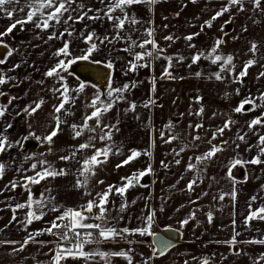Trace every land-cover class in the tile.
I'll use <instances>...</instances> for the list:
<instances>
[{"label":"crops","instance_id":"1","mask_svg":"<svg viewBox=\"0 0 264 264\" xmlns=\"http://www.w3.org/2000/svg\"><path fill=\"white\" fill-rule=\"evenodd\" d=\"M78 2H83L90 7L100 6L97 0H78ZM199 2L201 1L196 0L195 3L197 5L206 4ZM180 3H183V1L167 0L166 3H160L155 6L156 10L153 15L156 18V22L159 23V26L154 29V36L152 38L165 51L160 54V59L151 61L153 74L151 71V79L149 82L146 80V84L142 83L140 77L136 81L127 75L126 77L113 76L115 67L109 69L112 81L111 87L116 82H129L131 80L139 84L134 93H130L129 91L125 92L124 99L116 102L113 109L102 117V124H117L119 128V131L113 132L111 141H101L99 139V129L96 133L85 131L81 137L72 139L74 133L69 127L73 123L77 125L82 124L84 115L92 111L91 108L86 107V104L90 103L98 92L106 93L109 89V84L107 90L101 92L97 86L90 83H83L73 74L68 75V77L62 75L64 80L61 83H66L70 89L75 90L81 83L85 87L82 92H72V95L76 97L75 103L74 105H66L72 114L62 117L67 123L62 125L63 131L54 138L55 142L51 146L52 151H48L49 146L47 144H41L36 139L30 138L29 141H32L30 145L35 146L34 151L28 154L32 159L25 160L26 156L21 154L22 148L20 146L13 147L14 153L10 149L8 152L0 155V162L6 165L3 178L0 179V241L17 242L14 245L0 244V264H51L53 253L49 249L55 248L58 243H63L58 240L57 236L44 234L37 237L38 241L51 242L45 246L30 242L23 251L13 252V248H19L30 233L49 227L50 222L65 209L79 208L86 204L89 199L95 197L96 193L103 192L108 185L121 186L124 183L121 177L132 176L139 170L147 168L149 163L153 170L152 174L146 175L150 177L149 181L147 178L144 182L142 179L140 181V184L146 186L141 187L137 185L130 188L124 198L120 196L111 197L114 200V204L108 205L111 210V215H120L123 217L115 226L130 229L141 227L144 217L154 210L155 222L152 227L153 232L168 228L169 226L172 229H180L179 222L187 219L190 213L195 212V219L190 220L183 229H180L183 236L175 243L176 246L171 248L165 256L153 258L149 261V264H185V261L188 264H202L205 258H207L208 264H253V259L259 257L261 253H264V245L239 243L230 248L227 244L223 243L224 241L230 240L233 235V219L236 221L235 231L241 233L237 237V240L246 241L264 237V221L253 220L250 222L248 228L244 226V218L249 212L250 198L257 196V200L252 203L253 210L264 205V187H262L264 186V164L247 165L245 168L237 166L233 170L236 180L243 181L245 172H247V182L237 183L236 187L238 192L235 201L230 196H226L223 201L218 199L220 194L231 193L232 191V181L226 175V165H228L229 161L235 158L237 154H239V158L242 160H249L257 155L255 148L251 152L246 151L247 145H255L258 139V135L249 132L246 125L248 121L260 116L264 112V101L259 99L260 95L264 93V77L257 79L258 74L264 71V12L254 9L251 0H244L243 7L245 11H238L237 8L231 7L230 12L218 17L212 22L211 27L205 26L203 28L202 32L204 35L202 38L199 39V34L191 42H188L184 37L193 33H199L201 26L204 25L205 21L209 20L206 18L205 13L210 14V17H212L223 6L228 5V0H214V3L210 2V7L206 6L207 11H201V7L199 6L196 11H191L190 13H187V11L184 13L182 5H179ZM14 7L16 6H8L9 10H12ZM138 7L139 5L135 6V11L139 18L140 12L137 11ZM176 12H180L178 18H185L186 15L193 13V16L198 21H195V24L189 26L185 22H179L177 24L181 26H176ZM201 12H205L202 19L200 17ZM24 15L25 13L17 11L14 13V19L22 18ZM228 20L232 21V24L226 27L225 22ZM149 21L150 19L147 18V22L145 20L146 25L135 26L139 31L130 33L133 40L139 42L145 38L144 29L147 28ZM91 22L86 21L89 26L87 30H89ZM8 25L6 24L4 28L6 29ZM164 25H167V27H164ZM222 26L224 28L223 32L221 31ZM74 27L77 29V35H79L80 31L85 30L83 23L76 24ZM109 27V24L105 22L103 27H95V29L98 31L97 34H105L106 32L110 34ZM245 27L247 31L244 30ZM52 31L53 29H51ZM59 31H63L62 26L59 27ZM169 35L175 38L174 41L164 39V37ZM65 39L70 38L65 37ZM217 39L224 41L218 54L223 56L231 54L233 56V64L235 65V69L231 73L223 74L225 79L222 81H217L212 76L213 73L219 71V67L213 65L210 59L202 58L197 64H193L191 68L188 67L191 64L192 55L198 52L207 54ZM253 42L257 44L255 53L250 51ZM189 43L195 45V47L189 48ZM52 44L57 47L55 50L63 47V43L60 40H52L50 46H53ZM73 44L75 42L72 41L70 48L73 56H77L75 52H79L81 49L85 50V46H87L82 43L80 45L81 48H77ZM126 44L127 42H117L114 46H116V56L118 59L122 61L127 60L126 63L129 65L128 62L133 57L129 53L120 50ZM147 47L151 49V45ZM101 49H110L111 54L109 53V55L114 56L115 54V51L109 45L101 46ZM19 50L21 49L19 48ZM134 51L142 50L135 48ZM95 55L103 57V59L111 58L99 54ZM178 55L185 57L183 63H176L175 58ZM165 56L173 57V67L169 71L175 77L174 79L161 78L164 73V68L168 64V61L164 59ZM249 59L255 60L256 63L248 69V74L243 78L242 83L234 82L233 77L242 70L243 65ZM87 62L95 64L90 60ZM97 65L104 66L103 64ZM0 68L6 69L7 66L0 65ZM208 68L210 69L208 70ZM145 70L148 71L147 69ZM196 72H200L202 75L197 77L195 75ZM155 73L156 76H154ZM210 76H212L211 79H209ZM131 77L134 76L131 75ZM204 77L207 79L204 80ZM153 78H155L154 92L152 91ZM180 80L182 81L183 87L177 86V89L175 83ZM51 81L55 83L54 86H43V90H47L51 94L49 101L44 100V98H38L37 82L26 81L27 92L26 94L24 93V97L20 94V85L13 87L9 83V86L6 84L0 87V90L7 93L6 97L3 96L6 103L4 101L1 102L2 97H0V104H7L11 96L22 97V99L20 97L13 102V105L9 106L8 114L4 117V121L13 124V128L9 129L8 132V136L13 142L21 140L22 137L27 135L26 133L29 130L37 136L43 137L55 126L50 114L53 113V106L59 103V94H54L51 89L60 87L61 83L57 84V81H60L59 79H51ZM16 83L19 84V82ZM29 84L31 85L29 86ZM163 88L166 90H162ZM237 89H239V94H237ZM165 92L168 93L166 94ZM174 92L178 93L176 97L179 99L183 97L196 98L195 104L193 106L189 105L188 108L171 109L167 112H165V109L161 111L160 109L164 108L165 104L170 102L169 100H171V95ZM35 93L36 96L34 95ZM197 97L200 98L199 102H197ZM245 98H256L255 102L260 106L254 111L245 112V114L235 113L233 109ZM40 99H43L44 103L34 116L29 117L23 112L19 116L16 115V112L25 106H34V102H39ZM101 99L106 100L107 98L102 95ZM150 100L155 101V103L145 107L144 105ZM205 100L206 103H204ZM131 104L136 105L135 110L126 112L125 109H128ZM249 106L246 109L252 107V105ZM201 108L204 110L203 113L200 116L195 115ZM229 119L235 121V123L231 125L229 130H225L222 137H218L217 140L212 141L213 144L217 145H221L222 141H228L227 145H222L225 150L218 153L214 160L206 162L207 166L199 174L197 185L194 191L191 192L192 196L188 197V191L185 190L186 185L189 181L197 177L200 169L198 165L196 170L186 171V167L190 162L189 157L199 156L207 152L211 145L207 144L206 140L208 138L210 140L212 133L217 128L222 127L224 122ZM89 123L95 127L94 121H90ZM198 123L203 125L201 129L193 130L189 128L190 124L194 126ZM29 125H31V128H35L27 129ZM169 125L172 126V133L167 132ZM2 127L3 125L0 124V128ZM23 129L25 130L24 132ZM257 132L264 134V128H258ZM161 133H164L163 138L161 137ZM173 133L179 134V139L171 143H165L164 141ZM245 133H248L246 143L237 140L238 134L244 135ZM197 135L201 139L193 140L192 138ZM89 136H95L92 143L96 148H103L107 144L114 143L119 147L122 154L110 155L105 164L95 169L96 174L91 177L87 187L78 189L75 187V182L78 178L76 172L81 167V164L77 161L82 162L85 156H91L94 149L90 148L84 153L77 154L76 159L69 162L61 161L59 157L61 155H68L73 146L87 142ZM198 141H202L203 144L201 145L200 143L198 145ZM153 142L154 147L152 146ZM25 143L23 141V145ZM236 143L240 144L239 149H236ZM193 145H197V147L193 149ZM181 147H185V151L180 153L179 156L175 155L173 150L178 152ZM188 147H191L189 152H187ZM132 150L140 151L141 153L148 150L152 155L151 157L141 155L130 164L117 168L116 165L127 158ZM41 153L44 155H41ZM40 159L47 160L56 169L64 168L69 174L66 176H58L55 179L49 178L41 181L39 184L30 185L29 190L33 195V199L44 200L46 202V206L43 209L45 215L41 220L34 221L25 228L23 222L25 220V214L28 211L25 208L17 210V220L9 224L13 215L12 209L16 204L25 203L28 200L29 190H26L22 186H18L14 190L5 189V185H8L14 180L20 185H23V177L25 175H35L30 170L31 164L36 163ZM177 159L180 160L179 164L175 163ZM161 161H164L167 167L162 166ZM191 162L195 163V160ZM17 169H25L28 171H17ZM39 170L40 167L38 166L37 171ZM181 176H183V179H181ZM99 180H103L104 183H97ZM86 192H90L91 195H86ZM203 192H208L209 195L202 196L201 194ZM213 196H216L217 199L214 200ZM49 197H55V199L51 203H48L47 200ZM122 199H126L129 207L123 213H118ZM134 200L135 203L133 204L132 201ZM191 201H196V203H191ZM53 205H56L59 211H50L49 209ZM33 208H35V204ZM209 211L213 213V221L211 223L208 222L206 216V213ZM87 222L91 223L94 221L89 220ZM59 234H63L62 229L59 230ZM148 237H140L139 235L130 236L128 238L129 240L140 242L129 244L126 240L121 239L116 243L108 241L101 245H86L84 250L91 251L99 248L103 251H127L131 248L133 251L129 255L132 257V264H145V259L152 256L153 246L147 241ZM208 242L212 245H208ZM64 246L68 247L69 245L64 244ZM237 251L240 252L239 255L235 254ZM97 262L98 264H106V261L100 260L99 257H96L95 261H90L89 264H97ZM62 264H85V261L82 259H69L62 261ZM111 264H128V262L122 257H112Z\"/></svg>","mask_w":264,"mask_h":264},{"label":"snow or ice","instance_id":"2","mask_svg":"<svg viewBox=\"0 0 264 264\" xmlns=\"http://www.w3.org/2000/svg\"><path fill=\"white\" fill-rule=\"evenodd\" d=\"M167 0H97V3L100 5L99 7H90L83 2H78V0H0V13H3L11 22L5 29V31L0 32V47L7 49L6 54L3 58H0V65H6L8 62V58L11 57L14 52L18 51L16 49L10 48L3 41V37L8 36L13 33V30L17 28L19 25L21 30H23V26L26 24H34L36 29H39L41 33L47 32L49 29H53V31L47 36V40L45 43L52 40H60L63 43V47L57 49L53 56L58 58L57 63L50 68L44 75L49 78L59 79L61 82L64 80V77L61 75L62 72H66L70 65L79 61H91L95 64H103L108 69H113L114 63L112 60H108L106 63L102 60H96L94 57V53L101 50V46H114L117 42H127V46L120 49L121 51L129 53L133 59L129 61V68L125 72H135L138 68H148L151 67V61L160 59V54L165 50L160 48L154 38V29L148 27L144 29V37L139 42L137 40H133L130 33L133 31H139V29L135 28L136 25L143 23L141 19L138 18L137 13L135 11V6L143 5L148 12L154 13L155 6L160 3H166ZM192 3H195L196 0H191ZM253 8L259 10L260 12H264V0H251ZM244 0H228V5L223 6L220 11H217L215 15L211 17L210 20L205 21L204 25L201 26V31L203 28L211 27L212 22L215 21L218 17L223 16L225 13L230 12L231 7L237 8L238 11H245L243 7ZM15 5L16 7L9 10L8 6ZM25 13L22 18L14 19V13L16 12ZM91 13V14H90ZM175 15L178 17L180 12H176ZM167 19V17H165ZM86 21L92 22H107L110 26L111 35L106 32L102 37L97 34V32L93 30H87L88 24ZM84 24V31L79 32L78 38L81 39L86 45L87 48L83 50L82 54L79 57L73 56L70 45L72 43V39L68 38H76L77 37V29L74 27L76 24ZM148 23H151L150 21ZM227 23H231V21H226ZM63 27V31H59V27ZM167 27V25H164ZM247 31V28L244 29ZM221 31H224L223 26L221 27ZM200 33H193L188 36H185L184 39L188 42H191L194 37L198 36ZM227 34V33H225ZM38 39H42L43 37L37 35ZM165 40L174 41V37L169 35L164 37ZM224 43L223 40L217 39L211 48V50L205 54L204 52H198L191 56V64L188 65L189 68L193 64H197L202 58L210 59L213 65H217L219 67V71L213 73L215 80L222 81L225 79L224 73H231L235 69V65L233 64V56L231 54L227 56H223L218 54L221 45ZM148 45H151V49H148ZM189 48L195 47V45L189 43ZM135 48H139L142 51H134ZM257 50V44L253 42L250 47V51L255 53ZM63 57V58H61ZM164 59L168 61L167 66L164 68V73L162 75L163 78L174 79L169 69L173 67V57L165 56ZM176 63H183L185 57L183 55H178L176 58ZM256 63L255 60L249 59L243 65V68L237 75L233 77L234 82L242 83L243 78L247 76L248 69L251 68ZM21 64H14L11 68H0V87L11 83L13 87H17L16 83L17 78L15 76L8 75V73L15 72L16 69L20 68ZM195 75L200 77L202 74L200 72H196ZM209 77V79L212 78ZM260 77H264V71H261L257 79ZM37 83H43V81H38ZM111 76L109 78V89L106 93H97L90 103L86 104L87 108H91L92 111L88 114H85L83 117V122L80 125L75 123L69 125V127L73 131L72 139H77L83 135L85 131L89 133H96L99 129L100 135L99 139L101 141H111L112 135L114 131H119L117 124H102V117L113 109L116 102L124 99V93L127 92L130 88L129 84H124L121 88H113L111 87ZM153 88L152 91H155V78H153ZM136 84L132 83L131 87H135ZM85 85L81 83L78 88L75 90L70 89L66 83H61L60 87H54L51 91L56 94L58 93L59 103L53 106V113L51 115V119L54 121V127H52L51 131L48 132L47 135L40 137L37 136L34 132L29 131L28 134L22 137L21 140L12 141L8 136L9 129L13 128V124L11 122L4 121V117L8 114L9 106L13 105V102L18 100L20 97L11 96L7 104H0V124L3 125L0 128V155L8 152V150L12 149L15 146L23 147V141H27L30 138H34L39 141L41 144H47L49 146L48 151H52V145L54 144V138H56L62 131V125L66 124L67 121L64 120L63 116L71 115L69 108L66 105H74L76 97L72 95V92L76 93L82 92L84 90ZM237 94H239V89H237ZM7 93L0 90V97L6 96ZM106 96V100L101 99V96ZM261 101H264V93H262L259 97ZM200 98L197 97V102H199ZM256 98H245L240 102V104L233 109L235 113L245 114V112L254 111L260 105H257L255 102ZM44 101L40 99L39 102H34V106H25L20 111L16 112V115L19 116L21 112L25 113L27 116H34L41 109ZM155 101L150 100L144 106L148 107L149 104H153ZM245 105H252L251 108L245 109ZM136 108L135 104H131L128 109L125 111H134ZM203 108L195 113V115L200 116L203 113ZM94 121L95 127H93L89 122ZM235 121L229 119L224 122L222 127L217 128L211 135V139L208 140V143L211 145L209 150L202 155L189 157V163L186 167V171H194L197 169V166H200V169L197 173V177L193 180L189 181L186 185V191L193 192L195 186L197 185V180L199 179V174L202 173L208 161L214 160L217 157V154L224 151V147L222 145H227L228 141H222L221 145L213 144L212 141L218 139V137H222L225 130H229L231 125L234 124ZM247 128L249 132L254 135H258V139L255 145L248 144L246 147V151L251 152L253 148L257 150V155L253 156L249 160H242L239 158V154L233 159H231L226 165L227 168V178L232 181V191L231 193H222L219 195L218 199L220 201L225 200L226 196H230V198L235 201L237 197L238 189L236 187L237 183L247 182L248 176L247 172H245L244 180L237 181L234 175V169L237 166L241 168H245L247 165H261L264 164V134H259L257 132L258 128H264V112L258 117L253 118L252 120L247 122ZM203 127L202 124L189 125L190 129L198 130ZM31 128V125H29ZM169 132L172 130V126H168ZM248 133L244 135H237V140L246 143ZM164 133H161V137L163 138ZM95 139V136H89L87 142L81 143L78 146H73L68 155H61L59 159L64 162H69L75 160L78 153H84L88 149H94L93 154L91 156H85V158L81 161H77L81 164V167L77 170L76 175L77 179L75 182L76 188H86L89 180L92 176L96 174L95 169L100 165L105 164L108 161L110 155H119L122 154L120 152L119 147H117L114 143L107 144L103 148H96L92 141ZM179 139V134L173 133L171 134L164 142L171 143L174 140ZM193 140H200V136H194ZM153 147L154 142H153ZM187 147V145H185ZM185 147H181L178 152H175V155L179 156L180 153L185 151ZM193 147H197V145H193ZM236 149L240 148V144H235ZM41 155H44L41 153ZM141 155H146L151 157L152 153L148 150H145L143 153L140 151L132 150L131 154L127 156L124 160L121 161L120 164H117V168H121L125 165L130 164L132 161L136 160ZM32 159L30 156H26L25 160ZM195 160V163L191 161ZM176 164L180 163V160L177 159L175 161ZM161 165L167 167L164 164V161H161ZM38 166L40 170L37 171ZM6 169V165L0 162V179L3 178L4 172ZM30 170L35 173L34 176L23 177L24 184L20 185L17 181H11L8 185H5V189L14 190L18 186L24 187L26 190L30 189V185L39 184L41 181L52 178L55 179L58 176H66L68 175V171L64 168L56 169L53 167L47 160L40 159L36 163H32ZM17 171H28L25 169H17ZM152 166L149 163L147 168L139 170L137 173H134L129 177H121V180L124 183L121 186L116 185H108L107 188L103 192L96 193L95 197L89 199L86 204L80 206L79 208H67L60 215H58L54 220L50 222V226L45 229L37 230L34 233H30L29 236L23 241L19 248H13V252L23 251L24 248L30 243H39L41 246H45L50 241H38L37 237L48 234L54 235L58 237V240L63 242L67 241L71 246L65 247L63 243L56 244L55 248H50L49 251L53 253L51 264H62V261L71 260H84L85 264H89L90 261H95L96 257H99L100 260L106 261V264H111L112 257H122L127 260L128 264H132V257L129 255L133 249L129 248L127 251H103L99 248L85 251L84 248L86 245H101L105 242H118L123 239L126 240L129 244L139 243L140 241L129 240L130 236L139 235L140 237L151 236L155 237L156 240H159V237L152 231V227L154 224L155 211L149 212L142 221V226L134 229H130L127 227L118 228L116 227V223H119L121 219H123L120 215H111V210L108 207L109 204H114V200L111 199L113 196H120L121 198L125 197L126 192L137 185L144 187L146 185L140 184V181L146 175L152 174ZM183 179V176H181ZM99 184H103V180L97 181ZM179 183V181H177ZM264 187V186H262ZM86 195H91L90 192H86ZM202 196L209 195L208 192H203ZM55 197H49L47 202L51 203ZM199 199V197H198ZM213 199L216 200L217 197L213 196ZM257 200V196H253L249 201V212L248 215L244 218V226L248 228L250 226V222L253 220L264 221V205L259 207L258 209L253 210L252 203ZM135 203V200L132 201ZM191 203H196V201H191ZM35 204V208L33 205ZM46 206V202L44 200H34L31 191L29 190L28 200L25 203L16 204L12 209L13 215L12 219L9 221L11 224L13 221L17 220L16 212L17 210H22L27 208L28 211L25 214V220L23 222V226L27 228L28 225H31L34 221H39L45 215L43 209ZM129 207L126 199H122V202L118 208V213H123L126 208ZM183 207V206H181ZM94 209L96 210L94 212ZM50 211L57 212L59 208L56 205H53ZM163 210V209H161ZM179 211V209H177ZM208 222L211 223L213 221V213L211 211L206 213ZM195 219V212L189 214L187 219L180 221V229H183L185 225L189 223L190 220ZM92 220L94 222H87ZM64 222V223H61ZM236 221L233 219V235L230 240L224 241L223 243L227 244L230 248L234 247L239 243L245 244H259L264 245V237L259 239H250L246 241H239L237 237L241 235V233L235 231ZM7 227V225H5ZM63 230V234H59V230ZM180 229H172L170 226L166 228V231H172L177 233L180 238H182L183 233ZM259 231V229H257ZM16 241H0V244H16ZM176 245L171 241H161L159 246H156L154 243L152 247V256L145 259V264H149L153 258H159L165 256L168 251L175 247ZM239 255L240 252L237 251L235 253ZM195 259V258H193ZM98 264V262H97ZM185 264H188L185 261ZM202 264H208L207 258L202 261ZM253 264H264V253H261L259 257L253 259Z\"/></svg>","mask_w":264,"mask_h":264},{"label":"rangeland","instance_id":"3","mask_svg":"<svg viewBox=\"0 0 264 264\" xmlns=\"http://www.w3.org/2000/svg\"><path fill=\"white\" fill-rule=\"evenodd\" d=\"M182 1H183V3H180L179 5H182L184 13L186 11H187V13H190L191 11H196L199 6L201 7V11H207L206 6L210 7V4L214 3V0H199V1H201L199 3H201V4L206 3V4L197 5L196 3H192L191 0H182ZM202 1H204V2H202ZM206 1H209V2H206ZM137 11L140 12L139 19H141L143 21V23L138 24V25H143V24L146 25L145 20L147 22V18H149L151 23L147 24V28L150 27L152 29H155L156 27L159 26V23L156 22V18L154 17L153 13L148 12L147 9L143 5H139V7L137 8ZM204 13L205 12H201V14H200L201 19L203 18ZM205 16L207 19H209V20L211 19L210 14L205 13ZM195 21H198V19L193 16V13H191V14L186 15L185 18L184 17L183 18L177 17L175 20V23H176V26H181L180 24H177V23H179V22L184 23L185 22L189 26V25L195 24L194 23ZM11 22H13V21H10L3 13H0V32L5 31V28H4L5 25L10 24ZM105 22H103V23L91 22L89 30L94 29L96 31L95 27H103L105 25ZM29 24H26L27 26H23V30H21V27L18 25L17 28L13 30V33L9 34L6 37H3L4 43H6L10 48L18 50L16 52H14V54L11 57L8 58V62L6 64L7 68H11L14 64H17V63L21 64L20 68L16 69L15 72L8 73V75L15 76L17 78L16 82H19L18 86L20 85V89H19L20 94L23 95V97H24V93L26 94V92H27L26 81L27 82H34V83H36L38 81H43V83H36V87H38V93H37L38 98H44V100L49 101L51 98V94L49 91L43 90V86L50 87V86H54L55 83H53L51 81V79H54V78L46 77L44 74L56 64V60L58 58L55 57V60H54L53 53L57 50V49L55 50V48H57V47L53 44H52L53 46H50L51 41H48L47 43H45V40H47V36L51 33V29H49L47 32L41 33L39 29L35 28L34 24H31V23H29ZM231 24H232V21H231V23H227L226 27L231 25ZM183 25H185V24H183ZM109 29H110V27H109ZM30 32H31V34H29ZM96 32H98V31H96ZM199 33H200V36H199V39H200L203 37L204 34L202 31H199ZM111 34L112 33H110V35ZM37 35H39L43 38L38 39ZM98 35H100L102 37L104 34L99 33ZM78 36L79 35H77L76 38H72V41L75 42V44H73L74 46H76L77 48H81L80 45H82V43H84V42L81 39H79ZM59 46L61 47L60 44H59ZM109 46H111V49H113L115 51L114 56L109 55V53L111 51L110 49H101L100 51L94 53L95 59L96 60H103L105 62H107L108 60H112L114 63V67H115V73H113V76L117 75L120 77H123V76L126 77L125 72L129 68V65H127V63H126L127 60L126 61L125 60H123V61L119 60L118 57L116 56V52H117L115 49L116 46H112V45H109ZM126 46H127V44L125 45V47ZM19 48L21 50H19ZM85 48H87V46H85ZM83 50L84 49H81L79 52H75V55H77L76 57H79L82 54ZM95 54L104 55V56H108L111 58L103 59V57H99ZM145 69H147L148 71H146ZM209 69L210 68H208V70ZM151 71H152V66L148 67V68H138L135 72H127V76L133 80H136V81H138L137 78L140 77V79H142V83L146 84V80L149 82V80L151 79ZM70 74L71 73H69L68 70L66 72L61 73V75H65L67 77ZM152 74H153V71H152ZM131 75L134 77H131ZM154 76H156V73ZM206 79L207 78L204 77V80H206ZM34 83H32V84H34ZM59 83H61V81H57V84H59ZM132 83H135V82H133L132 80L129 82H126V81L116 82L115 84H113L112 87L113 88H121L124 84L131 85ZM9 85L10 84H8V86ZM30 85L31 84H29V86ZM137 85H139V84H136L135 87L130 86L128 91L130 93L131 92L134 93L138 88ZM177 86L183 87L181 80L177 81L175 83L176 88H177ZM162 90H166V89L163 88ZM31 92H33V91H31ZM165 93L167 94L168 92H165ZM34 95L36 96V93ZM39 95H42V96L39 97ZM177 95H178V93L174 92L171 95V100H169L170 102L165 104L164 108H162L160 110L162 111L165 109V112H167L168 110H171V109L178 110V109H181L184 107L188 108L189 105L193 106L196 102V98H194V97H191V98L183 97L182 99H179L176 97ZM4 97H6V96H4ZM4 97H2L1 102L4 101L6 103V100ZM21 99H22V97H21ZM204 103H206V100L204 101ZM231 103H232V97H231ZM34 128L35 127H33V128L27 127V129H34ZM24 131L25 130L23 129V132ZM29 131H27L26 134H28ZM167 132L172 133V132H169V130H167ZM208 140H209V138H208ZM208 140H206L207 144H209ZM25 142L26 143L22 147L23 149H22L21 154L24 156H28V154H30L34 151L35 146L30 145L32 143V141L27 140ZM190 142H192V141H190ZM200 143H201V145L203 144L202 141H198L197 144L200 145ZM194 144H195V142H194ZM26 147L28 148V150L24 149ZM193 149H195V148L193 147ZM190 150H191V147H188L187 152H189ZM152 151H153V149H152ZM11 152L14 153L13 148L11 149ZM149 178L147 179L148 181H149ZM187 195H188V197H191L192 193L188 192ZM208 245H212V244L210 242H208Z\"/></svg>","mask_w":264,"mask_h":264},{"label":"water","instance_id":"4","mask_svg":"<svg viewBox=\"0 0 264 264\" xmlns=\"http://www.w3.org/2000/svg\"><path fill=\"white\" fill-rule=\"evenodd\" d=\"M7 49L0 47V58H3L4 55L6 54ZM79 64L81 66L79 71H74L73 67L74 65ZM102 70L103 72V77L99 81L94 80V76H96V72L94 70ZM69 73L73 74L76 78H78L81 82L83 83H90L94 86H97L101 92H105L108 88L109 84V78H110V71L108 68L104 66H99L97 64H92L87 61H77L76 63L72 64L68 68ZM148 179L149 176H145L142 178V181L144 182L145 179ZM166 228H163L161 230H158L154 233L159 237V240H156L155 237L149 236L147 238V241L153 246L154 243L156 246H159V243L161 241H171L172 243H176L179 241L180 237L178 236L177 233H174L172 231H166Z\"/></svg>","mask_w":264,"mask_h":264},{"label":"flooded vegetation","instance_id":"5","mask_svg":"<svg viewBox=\"0 0 264 264\" xmlns=\"http://www.w3.org/2000/svg\"><path fill=\"white\" fill-rule=\"evenodd\" d=\"M73 67V70L74 71H79L80 70V68H81V66H79V64H76V65H74V66H72ZM94 71H97L96 72V76H94V80L95 81H99V80H101L102 79V77H103V72H102V70H94Z\"/></svg>","mask_w":264,"mask_h":264},{"label":"trees","instance_id":"6","mask_svg":"<svg viewBox=\"0 0 264 264\" xmlns=\"http://www.w3.org/2000/svg\"><path fill=\"white\" fill-rule=\"evenodd\" d=\"M249 105H245V109H246V107H248ZM250 107V106H249ZM248 109V108H247ZM25 147V146H24ZM23 149V148H22ZM25 150H28V148L26 147V148H24Z\"/></svg>","mask_w":264,"mask_h":264},{"label":"built area","instance_id":"7","mask_svg":"<svg viewBox=\"0 0 264 264\" xmlns=\"http://www.w3.org/2000/svg\"><path fill=\"white\" fill-rule=\"evenodd\" d=\"M63 244H67V245L71 246L67 241H63Z\"/></svg>","mask_w":264,"mask_h":264}]
</instances>
